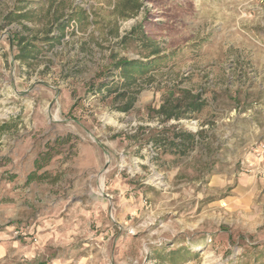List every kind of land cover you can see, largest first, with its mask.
I'll use <instances>...</instances> for the list:
<instances>
[{
  "label": "rangeland",
  "instance_id": "1",
  "mask_svg": "<svg viewBox=\"0 0 264 264\" xmlns=\"http://www.w3.org/2000/svg\"><path fill=\"white\" fill-rule=\"evenodd\" d=\"M28 1L33 34L75 6L93 22L29 63L0 44V264H264V0H143L128 19L118 0ZM147 11L177 53L121 112L98 87ZM175 86L208 101L180 122L203 137L180 159L147 141Z\"/></svg>",
  "mask_w": 264,
  "mask_h": 264
},
{
  "label": "trees",
  "instance_id": "2",
  "mask_svg": "<svg viewBox=\"0 0 264 264\" xmlns=\"http://www.w3.org/2000/svg\"><path fill=\"white\" fill-rule=\"evenodd\" d=\"M36 2L19 0L4 16L6 25L16 22L21 27L19 32H15L11 43L15 48L14 60L22 63H29L47 49L60 44L72 21L76 22V29L93 22L85 9L75 6L69 15L58 16L54 26L48 28L44 34L41 36L33 34L31 28L24 22L35 15L39 4ZM33 4L35 8H32ZM143 7V0H118L114 13L121 19H128L138 16ZM146 14L142 22L135 25L117 42L118 49L114 50L111 55L113 59L112 80L103 81L98 87V92L113 95L114 102L119 103L117 109L121 112H127L134 107L137 95L142 89L141 80H145L153 71L167 66L177 53L176 50L168 51L164 48L165 40L156 37L152 30L160 24L151 22L153 18L148 16V11ZM148 24L152 29L148 28ZM113 33L117 34V31ZM129 50L138 54L139 58L121 56L122 52ZM207 105L208 101L204 97L203 90L194 91L178 86L166 90L159 107L149 108V111H153L159 119L160 127H148V143H151L158 154L174 156L175 159L185 157L201 144L203 137L201 132H192L184 128L180 122L194 117ZM171 121L177 124L168 125ZM38 167L41 168L42 164ZM177 251L168 253L164 260L170 264H183L186 261V254Z\"/></svg>",
  "mask_w": 264,
  "mask_h": 264
},
{
  "label": "built area",
  "instance_id": "3",
  "mask_svg": "<svg viewBox=\"0 0 264 264\" xmlns=\"http://www.w3.org/2000/svg\"><path fill=\"white\" fill-rule=\"evenodd\" d=\"M6 15V13H4L2 15V17L0 18V44L6 40L7 38L9 39L10 41V45H11V40H12V37L14 36L15 32H19L21 30V27L18 23L16 22H13L9 25H6L5 24V21H4V16ZM71 28L74 29L77 24L75 21H72L71 24H70ZM69 26V27H70ZM69 27H67V30L69 29ZM66 30V31H67ZM4 50H6L5 47H2L0 45V53L3 52ZM1 55V54H0ZM0 65L2 66L3 63H2V57L0 56ZM0 66V67H1Z\"/></svg>",
  "mask_w": 264,
  "mask_h": 264
}]
</instances>
